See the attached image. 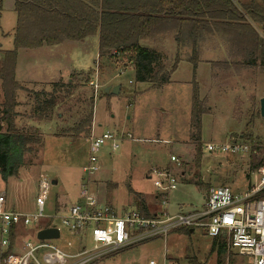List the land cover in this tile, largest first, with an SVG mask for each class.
I'll return each instance as SVG.
<instances>
[{"label": "rangeland", "instance_id": "1", "mask_svg": "<svg viewBox=\"0 0 264 264\" xmlns=\"http://www.w3.org/2000/svg\"><path fill=\"white\" fill-rule=\"evenodd\" d=\"M13 1L4 0L0 14V67L2 52L13 45L12 28L16 25ZM235 1L241 4L249 0ZM160 42L162 40L155 44L162 45ZM98 43L99 36L93 35L82 43L68 41L60 46L48 47L50 51H47L53 57L60 50L57 55L64 60L59 67L63 74L70 66L82 73L71 71L60 79L65 84L72 81L74 88L70 94L67 93V85L59 88L63 104L56 108L50 120H39L34 115L36 93L52 92L54 84L19 82L23 89L17 91V125L30 132L38 128L41 142L33 144V151L26 154L24 166L11 179L15 180V185L7 183L0 173V192L5 193L8 209L35 210L38 183L43 176L57 180L51 186L47 202L49 213H54L62 204L67 206L79 199L83 177L101 202L118 209H139V204L143 203L150 212L161 215L201 210L210 186L227 185L234 191H244L255 182L257 174L250 167L251 153L228 155L219 151L209 152L205 146L209 142H233L235 139L244 143L247 138L241 135H251L253 142L263 149V153L258 154L264 158L261 146L264 142V116L260 114L264 71L261 68L238 70L214 66L211 77L205 64L192 74L188 65L182 64L173 73V81L171 79L165 86L157 87L151 82L136 81L131 71L132 63L127 57L100 59ZM185 46L177 51L165 50L168 51L165 55L160 53L168 68L174 64L177 54L181 59L189 57L191 47ZM220 46L226 52V55L217 57L222 62L227 59V49L223 43ZM40 57L36 54V58ZM188 77H194L191 83L180 82ZM195 80L201 98L206 107H210L209 113L202 117L203 154L197 165L190 123ZM92 81L98 85L97 89ZM109 82L121 84L122 91L119 94L105 93ZM92 96L91 103L89 99ZM4 100L3 81L0 79V128L3 130L7 127L2 119ZM92 108L94 120L90 133H81L75 139L74 128ZM106 130L120 136V148L112 151L109 144L100 148L97 153L100 169L89 176L85 171L89 164V139ZM129 134L131 137H127ZM172 155L178 157V163L171 161ZM164 168L171 171L178 182L177 188L171 190L168 196L159 193L150 177L155 169ZM47 222L49 219L44 218L38 225L19 228L16 242L21 244V241L28 240L33 245L37 244V234L34 233L38 228H45ZM60 228L62 238L54 242L66 247L67 240L73 238L66 227ZM82 240L88 247L93 245L88 237ZM212 240L203 228H195L190 234L179 229L171 230L166 236L134 238L130 245L107 251L86 264H147L152 257L161 260L164 256L172 264H190L188 258L193 255L204 264H217V251L211 250ZM76 249L80 250L79 246ZM44 251L35 253L42 264H45L42 259ZM222 261L226 264H251L252 260L227 245ZM31 262L36 264L33 259Z\"/></svg>", "mask_w": 264, "mask_h": 264}, {"label": "trees", "instance_id": "2", "mask_svg": "<svg viewBox=\"0 0 264 264\" xmlns=\"http://www.w3.org/2000/svg\"><path fill=\"white\" fill-rule=\"evenodd\" d=\"M3 5L4 0H0V14ZM14 8L17 23L13 47L2 52L0 67L5 94L2 119L7 123L5 130L0 128V173L5 181L18 175L26 154L33 151L32 145L41 142L38 128L30 132L17 125V91L23 89L15 76L20 49L53 46L65 41L84 42L90 36L98 35L100 59L118 55L127 57L134 66L136 81L163 87L171 81L181 56L177 54L174 64L168 68L160 52L142 42L158 43L174 36L179 48L191 47L187 60L192 63L194 72L202 61L206 44L213 41L223 43L227 49V59L214 62L213 67L261 68L264 71V0L241 4L235 0H14ZM52 84V92L36 93L34 115L39 120H50L56 108L63 104L59 88L67 85L68 94L74 88L72 81L65 84L60 80ZM93 99V96L89 99L91 103ZM209 108L201 98L195 80L190 123L196 165L203 154L202 117L209 113ZM93 120L92 108L74 128L75 139L81 133H90ZM244 135L241 137L252 140L251 135ZM258 153H263V149L255 145L250 155L251 170L264 164V158ZM139 209L146 217L155 216L143 203L139 204ZM50 225L47 222L45 228ZM191 230V227L179 229L187 234ZM14 239L13 231L11 241ZM211 250L217 251V264H226L222 261L227 250L225 238H213ZM188 261L204 264L194 255Z\"/></svg>", "mask_w": 264, "mask_h": 264}, {"label": "built area", "instance_id": "3", "mask_svg": "<svg viewBox=\"0 0 264 264\" xmlns=\"http://www.w3.org/2000/svg\"><path fill=\"white\" fill-rule=\"evenodd\" d=\"M91 84L98 88L94 81ZM89 140V164L85 171L90 176L100 169L97 156L99 149L109 144L111 150L116 151L120 148L121 138L117 133L106 130ZM246 141L209 142L205 147L209 152L219 151L228 155L250 154L256 144L252 140ZM261 146L264 148V142ZM171 161L178 163L179 159L172 155ZM255 172L257 179L244 191H234L227 185L210 186L201 210L175 215L156 213L154 217L144 216L138 208L118 209L101 202L91 192L88 180L84 177L79 199L67 206L62 204L54 213H49L47 202L53 181L43 176L39 179L36 208L33 211L8 209L6 196L0 193V264H32V259L36 264H42L35 254L42 249H45L42 256L45 264H86L107 251L130 245L134 238L166 236L171 230L186 227L192 230L203 228L209 237L225 238L229 249H236L239 254L251 258V264H264V164ZM150 177L161 194L168 196L171 190L177 188V177L166 168L155 169ZM44 218L49 219V227L60 229V238V227L63 226L77 241L67 240V248L55 243L56 239H38L35 245L28 240L17 244L19 228L38 225ZM13 231L15 239L11 241ZM87 237L93 243L90 247L82 240ZM77 246L80 250L76 249ZM147 264L172 263L164 256L161 260L152 257Z\"/></svg>", "mask_w": 264, "mask_h": 264}, {"label": "crops", "instance_id": "4", "mask_svg": "<svg viewBox=\"0 0 264 264\" xmlns=\"http://www.w3.org/2000/svg\"><path fill=\"white\" fill-rule=\"evenodd\" d=\"M12 5L14 7V1L12 2ZM16 23H17V14H16ZM15 27H16V25H15ZM12 30H13L12 33H13V37H14L15 28L13 27ZM66 42H68V41H65L61 44L53 45V46H60ZM79 42L82 43V41H79ZM160 43H162L163 47H165V48H163L161 44L157 46V44H155L154 42L149 41V40H145L142 42V44L144 46L156 48V50L158 52L162 53L163 55H165L168 52V51L166 52L165 50L176 49V51H177V49H179L178 43H177L176 38L174 36L167 37L166 39H163L162 42H160ZM217 43H216V41H213L210 43L208 42L206 44L204 51H203V56H206V57L203 58V60L200 62V64L197 67L199 69L200 65H202V64L207 65L209 70H210L211 77H213V75H212L213 63L221 60L217 57L220 55H226L225 49H223L224 47L221 48L220 44L218 43V45H217ZM12 47H13V45H12ZM48 47H50V46L44 45V46L36 48V49H20L19 50L18 60H17V65H16V71H15L16 80L18 82L35 81V82L47 83L48 85H50L52 83L57 82V80L59 81L60 79L65 77L67 74H70L71 71H73V73H76V71H77L76 68H73V66L72 67L70 66V67L65 68L66 71H65V74H63V71L59 67H60L62 61H64V60L62 59L61 56L57 55L58 52H60V50L53 57V56H50V52H48L50 50H48L49 49ZM98 47H99V43H98ZM36 54L39 57L41 56L40 59L36 58ZM55 57H57V59H55ZM182 64L188 65V71L191 72V74H192V71H194L193 65H192V63H190L187 60V58H182L180 60L178 67L174 72H177L181 68ZM131 71L133 72V77H134V66L133 65H132ZM173 73H172V75H173ZM172 75H171V79L173 81ZM193 78L188 77V79L180 80V82L181 81L182 82L188 81L191 83L193 81ZM110 81H111V79H110ZM108 85L111 87L116 86L115 84L113 85V83H110V82L108 83ZM106 87H107V84H106ZM121 91H122V86L120 87V92ZM261 98H262V96L260 97V100H261ZM12 178H14V177H10L7 180V183H9L10 185H12V184L15 185L16 182H15V180L12 181L11 180ZM0 193L3 194L4 192H0ZM55 208H56V205H55ZM11 209H16V208L13 207ZM39 230H40V228H38L34 234L36 235ZM71 236L74 240H76V238H75V236H73V234H71ZM17 244H19V243H17ZM59 246H61L63 248H67L61 244Z\"/></svg>", "mask_w": 264, "mask_h": 264}, {"label": "water", "instance_id": "5", "mask_svg": "<svg viewBox=\"0 0 264 264\" xmlns=\"http://www.w3.org/2000/svg\"><path fill=\"white\" fill-rule=\"evenodd\" d=\"M121 85L118 84L114 87L107 86L105 88V93H112V94H119L120 93ZM260 112L261 115L264 116V97L260 100ZM53 183L56 184L57 180H53ZM193 230H191L192 232ZM37 238L40 240H47V239H58L60 238V229L56 226L42 228L37 233Z\"/></svg>", "mask_w": 264, "mask_h": 264}]
</instances>
